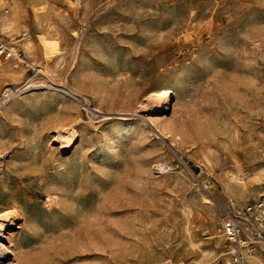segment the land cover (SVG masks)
Instances as JSON below:
<instances>
[{
	"label": "rangeland",
	"instance_id": "1",
	"mask_svg": "<svg viewBox=\"0 0 264 264\" xmlns=\"http://www.w3.org/2000/svg\"><path fill=\"white\" fill-rule=\"evenodd\" d=\"M3 15L27 64L0 69V264L229 263L217 226L264 197V0H4Z\"/></svg>",
	"mask_w": 264,
	"mask_h": 264
},
{
	"label": "built area",
	"instance_id": "2",
	"mask_svg": "<svg viewBox=\"0 0 264 264\" xmlns=\"http://www.w3.org/2000/svg\"><path fill=\"white\" fill-rule=\"evenodd\" d=\"M0 59L14 60L15 67H18L20 64H27L21 50L4 43L2 40H0ZM33 69L35 73H42L41 67L37 66L33 67ZM13 93L14 90H5L1 95V103L6 102ZM246 217L258 224V232H254L246 226L242 220ZM217 228L223 233L231 246V261L226 264H248V260L252 258L257 250V242L264 239V197L262 196L255 203L242 209L238 214L230 215Z\"/></svg>",
	"mask_w": 264,
	"mask_h": 264
},
{
	"label": "bare ground",
	"instance_id": "3",
	"mask_svg": "<svg viewBox=\"0 0 264 264\" xmlns=\"http://www.w3.org/2000/svg\"><path fill=\"white\" fill-rule=\"evenodd\" d=\"M4 3V0H0V5H2ZM12 6V5H11ZM16 7V6H15ZM37 9H43L42 8V6H38L37 7ZM18 10V9H17ZM16 10V11H17ZM7 11V10H6ZM5 11V12H6ZM15 13V12H14ZM22 13V12H21ZM24 13V12H23ZM2 14V13H1ZM14 16H15V14L13 15V17H11L12 18V20H13V22L15 21V18H14ZM19 16H21V15H19ZM0 17H2V19H4V21H5V18H6V16L5 15H3V16H0ZM22 19V18H21ZM25 19V18H24ZM11 20V21H12ZM7 22V21H6ZM11 24V23H10ZM22 24V23H21ZM16 28V27H15ZM19 28H21V26H19ZM25 28V27H24ZM17 29V28H16ZM23 29V28H22ZM27 29V28H26ZM2 31V30H1ZM20 32V31H19ZM27 33V32H26ZM25 33V34H26ZM49 34V33H48ZM29 35V34H28ZM9 36V35H8ZM30 36V35H29ZM44 45H45V48H46V52H47V55H48V57L51 59V62L48 64V69L47 70H49V68H50V64H52V62L54 61V59H55V56H54V53H55V48H54V42H53V39L50 37V36H48L47 34H44ZM27 38H29V37H27ZM20 40V39H19ZM13 42V41H12ZM16 42V41H15ZM21 43V45L22 46H24V48H26V49H30L31 47H32V41H31V39H23V40H21L20 41ZM14 43V42H13ZM33 45H35V44H33ZM13 47H15L16 48V46H13ZM25 51V50H24ZM28 52V51H27ZM33 53H35V52H33ZM31 54V53H30ZM33 59V58H32ZM8 62L9 61H4V60H2V59H0V69L2 70V71H5V72H9L10 71V69H9V64H8ZM12 65H13V63H11ZM30 64V63H29ZM15 66V65H14ZM52 66V65H51ZM42 68V71L45 73V67L43 66V67H41ZM4 73V72H3ZM170 89V88H169ZM6 91H12V89L11 88H8V89H6ZM76 93V92H75ZM168 95H169V90H167V89H162V90H157V91H151L150 92V94H149V99H152L153 101H155L156 102V104H157V111L159 112H165L166 111V109H167V106H166V103H165V100H166V98L168 97ZM66 125V124H65ZM68 126V125H67ZM59 127H61V126H59ZM64 127V126H63ZM66 127V126H65ZM62 128V127H61ZM71 128V127H70ZM66 132H67V130H66ZM72 134H71V137L69 136L68 138L69 139H71L74 135H73V132H71ZM64 134V133H63ZM76 134V133H75ZM61 136V135H60ZM74 138V137H73ZM57 139H59V138H57ZM56 139V140H57ZM64 139V138H63ZM70 141V140H69ZM68 142V141H67ZM61 143V142H60ZM66 146H68V145H66ZM238 178V177H237ZM239 179V178H238ZM63 189V188H62ZM70 196V195H69ZM49 198L51 199V201H52V198H51V196H49ZM54 199V198H53ZM49 200V199H48ZM7 216V215H6ZM90 220V219H89ZM119 224V223H118ZM0 226H2V223L0 222ZM253 259H256V260H258V261H260L261 262V264H264V261H262L258 256H256V255H254L253 254Z\"/></svg>",
	"mask_w": 264,
	"mask_h": 264
},
{
	"label": "crops",
	"instance_id": "4",
	"mask_svg": "<svg viewBox=\"0 0 264 264\" xmlns=\"http://www.w3.org/2000/svg\"><path fill=\"white\" fill-rule=\"evenodd\" d=\"M37 35H38V33H37Z\"/></svg>",
	"mask_w": 264,
	"mask_h": 264
}]
</instances>
